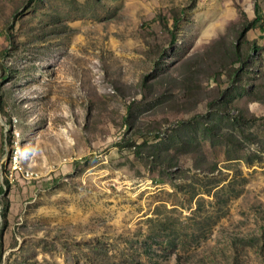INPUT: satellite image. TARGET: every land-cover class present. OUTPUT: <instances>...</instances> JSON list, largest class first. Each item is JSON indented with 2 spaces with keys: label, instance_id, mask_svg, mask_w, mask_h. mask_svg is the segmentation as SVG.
<instances>
[{
  "label": "rangeland",
  "instance_id": "1",
  "mask_svg": "<svg viewBox=\"0 0 264 264\" xmlns=\"http://www.w3.org/2000/svg\"><path fill=\"white\" fill-rule=\"evenodd\" d=\"M263 80L264 0H0V264H264Z\"/></svg>",
  "mask_w": 264,
  "mask_h": 264
},
{
  "label": "trees",
  "instance_id": "2",
  "mask_svg": "<svg viewBox=\"0 0 264 264\" xmlns=\"http://www.w3.org/2000/svg\"><path fill=\"white\" fill-rule=\"evenodd\" d=\"M261 19L262 15L260 13L259 4L257 3L256 15L253 19H248L246 25H244L243 32H245V30L249 29L253 25H260L262 23ZM250 42L251 41L248 39H246L245 41L236 40L233 44L232 49L226 47L225 51L216 53V56L214 57V63H218V71H223L227 67L234 65L237 62L239 63V66L242 67L243 63H245V61L247 60L246 58H244V48L247 49L249 53L253 49L257 51L260 48L259 45H257L255 42ZM262 84H264V80L262 81ZM226 137L234 142L233 136H231L230 134H227ZM131 148L138 151L140 150V145L133 144Z\"/></svg>",
  "mask_w": 264,
  "mask_h": 264
},
{
  "label": "bare ground",
  "instance_id": "3",
  "mask_svg": "<svg viewBox=\"0 0 264 264\" xmlns=\"http://www.w3.org/2000/svg\"><path fill=\"white\" fill-rule=\"evenodd\" d=\"M12 140V139H11ZM15 143V142H14ZM20 144V143H19ZM14 152L12 156V166L15 165L16 160L19 161V170L27 177V178H32L35 179L39 176V171L34 170V169H26L24 166L21 164V153L20 149L18 146V140L16 141V145L14 146ZM21 148V147H20ZM12 172L15 171L13 167H11ZM30 171V172H29ZM10 173V171H9ZM11 176V175H10Z\"/></svg>",
  "mask_w": 264,
  "mask_h": 264
},
{
  "label": "built area",
  "instance_id": "4",
  "mask_svg": "<svg viewBox=\"0 0 264 264\" xmlns=\"http://www.w3.org/2000/svg\"><path fill=\"white\" fill-rule=\"evenodd\" d=\"M12 167L14 168L15 173H17L18 171L21 172V171L19 170V161L16 160L15 165H13ZM29 172H30V171H29Z\"/></svg>",
  "mask_w": 264,
  "mask_h": 264
}]
</instances>
